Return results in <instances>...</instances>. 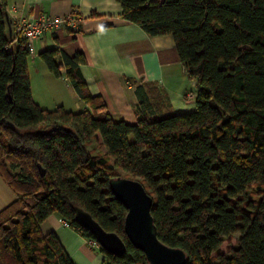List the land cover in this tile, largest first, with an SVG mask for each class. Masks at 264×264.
Wrapping results in <instances>:
<instances>
[{"label":"trees","instance_id":"trees-1","mask_svg":"<svg viewBox=\"0 0 264 264\" xmlns=\"http://www.w3.org/2000/svg\"><path fill=\"white\" fill-rule=\"evenodd\" d=\"M8 1L0 0V176L16 198L0 210V264H76L41 225L55 214L94 239L76 221L77 207L126 241L122 257L101 249L104 264H147L110 189L117 168L144 184L159 239L183 249L187 264H264V191L258 203L248 196L264 185V0H117L123 18L149 35L174 37L197 82L190 112L153 118L140 94L136 124L115 120L88 90L83 53L59 48L40 58L56 77L65 68L90 109L40 107L27 39L7 32ZM93 138L105 156L90 154ZM236 234V247L218 253Z\"/></svg>","mask_w":264,"mask_h":264},{"label":"crops","instance_id":"crops-1","mask_svg":"<svg viewBox=\"0 0 264 264\" xmlns=\"http://www.w3.org/2000/svg\"><path fill=\"white\" fill-rule=\"evenodd\" d=\"M5 9L10 36L17 34L16 23L22 18L42 14L63 17L72 11L82 18L78 30L62 27L33 43L28 70L32 97L40 107L53 110L63 106L74 112L90 109L78 96L65 68L63 75L56 77L40 58L41 52L59 48L69 56L84 54L86 64L81 66V73L86 86L102 97L115 120L136 124L142 93L147 99L143 108L153 118L195 110L197 82L181 62L174 37L149 35L123 18L117 0H9ZM57 61L63 63L60 55ZM41 232L55 233L76 264H104L106 256L100 246L57 215L42 223Z\"/></svg>","mask_w":264,"mask_h":264},{"label":"water","instance_id":"water-1","mask_svg":"<svg viewBox=\"0 0 264 264\" xmlns=\"http://www.w3.org/2000/svg\"><path fill=\"white\" fill-rule=\"evenodd\" d=\"M8 21V16L6 14ZM114 197L127 210L124 233L128 241L144 253L147 264H187L188 255L181 248L166 245L158 237L152 215L153 197L144 184L134 178L118 176L109 181ZM76 221L89 230L100 248L108 254L122 257L127 251L126 241L117 233L106 231L90 213L77 207Z\"/></svg>","mask_w":264,"mask_h":264},{"label":"built area","instance_id":"built-area-1","mask_svg":"<svg viewBox=\"0 0 264 264\" xmlns=\"http://www.w3.org/2000/svg\"><path fill=\"white\" fill-rule=\"evenodd\" d=\"M82 18L75 11H72L66 16L56 17L50 14H42L37 18H22L16 23V33L27 39L30 53L34 50L33 43L41 39L47 33H53L59 28H67L76 31L80 28ZM65 224H68L64 221ZM93 245L98 243L91 239Z\"/></svg>","mask_w":264,"mask_h":264},{"label":"rangeland","instance_id":"rangeland-1","mask_svg":"<svg viewBox=\"0 0 264 264\" xmlns=\"http://www.w3.org/2000/svg\"><path fill=\"white\" fill-rule=\"evenodd\" d=\"M78 110L76 112H80L82 109H75ZM74 112V111H73ZM147 112V108H146ZM173 113H165L164 116H170ZM157 118V117H156ZM120 120V119H119ZM117 120V121H119ZM87 149L90 154L95 155L97 157L105 156L106 152L100 147L99 143L93 138L90 143L87 145ZM116 173L123 177H130L128 174L120 170L119 168L116 169ZM1 189H0V210L6 207L9 203H11L15 199V195L10 190V187L5 184V182L0 177ZM149 192H152L150 188H148ZM264 191V185L262 184H254L248 190V196L253 201L258 203L262 197V193ZM232 238V239H231ZM230 239L224 241L223 245L220 247L218 253H227L230 247H236V243L240 238V234H236L232 236Z\"/></svg>","mask_w":264,"mask_h":264}]
</instances>
